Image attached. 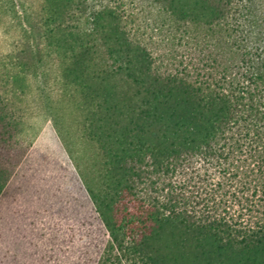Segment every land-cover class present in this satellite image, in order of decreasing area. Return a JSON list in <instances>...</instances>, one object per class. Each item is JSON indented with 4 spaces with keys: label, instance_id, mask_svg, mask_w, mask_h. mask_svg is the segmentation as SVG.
<instances>
[{
    "label": "trees",
    "instance_id": "trees-1",
    "mask_svg": "<svg viewBox=\"0 0 264 264\" xmlns=\"http://www.w3.org/2000/svg\"><path fill=\"white\" fill-rule=\"evenodd\" d=\"M104 1L89 27L47 39L64 56L61 79L79 92L81 129L98 151L96 166L82 151L74 171L46 173L48 207L84 219L101 247L96 264H264V43L247 39L264 42V0H153L171 29L193 31L196 55L173 56V71L129 29L127 0ZM21 119L0 94V197L20 176ZM194 160L231 176L165 185ZM242 171L246 179L232 180ZM69 232L52 238L66 247L62 264L74 254Z\"/></svg>",
    "mask_w": 264,
    "mask_h": 264
},
{
    "label": "rangeland",
    "instance_id": "rangeland-1",
    "mask_svg": "<svg viewBox=\"0 0 264 264\" xmlns=\"http://www.w3.org/2000/svg\"><path fill=\"white\" fill-rule=\"evenodd\" d=\"M57 1L55 6H49L45 0H0V94L5 95L13 111L23 120L20 141L25 148L23 162L17 165L22 166L20 176L13 178L8 193L0 197V264H62L66 247L52 238L70 234V228L76 236L72 239L75 246L69 264H96L101 249L95 245L96 241L90 244L87 227L82 225L84 219L65 221L53 206L48 207L42 193L48 179L46 173L53 175L50 170L62 166L74 171L75 158L82 151H87L86 166H96L93 155L98 152L81 129L86 112L79 92L61 79L64 56H57L47 39L51 37L58 42L67 38L68 41V34L62 30L89 27L94 8L106 1ZM125 12L129 29H134L139 40L163 63V70L173 71V56L189 59L196 55L191 44L193 31L184 30L185 35L171 29L161 4L153 0H127ZM247 39L254 47L264 43L259 45L261 41ZM68 151H72V159ZM192 162L185 174L183 171L169 174L170 180L165 185L171 183L173 190V181L198 176L211 186L231 176L218 166H206L200 160ZM243 173L238 172L232 180L246 179ZM196 185L194 192L205 186ZM21 186L25 199L19 196ZM56 197L57 194L51 201L61 200ZM52 245H58L53 252Z\"/></svg>",
    "mask_w": 264,
    "mask_h": 264
}]
</instances>
